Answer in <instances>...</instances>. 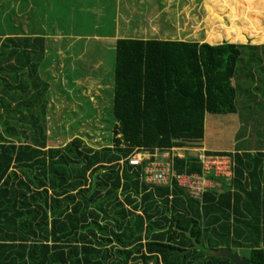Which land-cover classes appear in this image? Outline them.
Masks as SVG:
<instances>
[{
    "label": "trees",
    "instance_id": "1",
    "mask_svg": "<svg viewBox=\"0 0 264 264\" xmlns=\"http://www.w3.org/2000/svg\"><path fill=\"white\" fill-rule=\"evenodd\" d=\"M5 17L0 15V264H232L211 254L220 247L248 249V264H264V145H243L248 124L235 102L244 109L256 91L264 93V44L199 50L191 43L156 42L147 55L136 42H118L112 143L93 148L76 136L47 148L55 135L47 134L49 84L40 74L46 39L40 29L34 36L14 34L21 27L4 24ZM170 43L176 47L165 52ZM244 51L252 68L237 72ZM81 65L74 69L80 72ZM247 78L251 97L240 87ZM142 146L150 152L190 148L182 158L167 159L177 175L203 173L191 151L201 147L228 156L232 174L207 173L220 189L215 185L194 198L174 179L145 182L147 161L127 162Z\"/></svg>",
    "mask_w": 264,
    "mask_h": 264
},
{
    "label": "rangeland",
    "instance_id": "2",
    "mask_svg": "<svg viewBox=\"0 0 264 264\" xmlns=\"http://www.w3.org/2000/svg\"><path fill=\"white\" fill-rule=\"evenodd\" d=\"M7 1L8 0L0 2V15L4 14L6 7L7 10L10 9V4L12 1ZM80 1L82 3L88 4L94 0H50L49 10L46 14V22H48V25L45 22V27H42L44 30L43 35L45 36L57 35L61 34V32L64 34L63 38L56 40V42L53 40L58 39V35L55 38H52L53 40L49 39V43H47V39L45 40V56L40 67V74L43 75L42 81L46 84H49V89L47 91V98H50L48 108L52 105L50 107V111H48L47 114V134L50 136L52 131H54L53 133L55 135L49 137L47 148L50 146L62 147L67 142L72 141L76 136H81L82 139L93 148H98L100 146L112 143L113 132L115 130V126L118 125V122H115L113 115L111 114V108L106 107L108 104L107 99L109 101L112 98V86L105 87L101 94L98 91H100L99 88L101 87L99 84V81L101 80L100 78L102 76L103 78L104 76L110 77L112 73H114L116 65L115 52L117 51L116 49L118 42H136L133 45L136 44L138 48L145 49L147 53H149L147 55L152 54V49L154 47L153 43L156 42L159 44L160 42L191 43L196 44L199 50L202 45H206L207 47L211 48H220L224 45L235 47L236 45L245 43L256 45L264 44V0H200L199 2L193 0V6L190 7V9L187 7V10L184 9L182 14L183 18H180L183 19L182 21L184 22L187 20V24L185 26L179 25L180 27L178 24H172L173 26L175 25L174 29L176 32L174 35H172V38H169L170 40H162L161 38H158L160 34V29L158 27L142 28L141 30L143 32L149 30L150 34L154 36L152 38H138L136 37L137 35H134L136 34L134 32L135 29L128 26L125 27V30L123 29L121 33L114 37L110 36L113 33L112 28H103L96 31L90 26L81 27L77 24L74 26V21L71 23V26H69L70 22L67 20V16L72 13L70 12V7L73 10V3ZM152 1L153 0H149L150 4ZM161 3L162 1L158 0L155 6H162ZM25 5V1L22 0V5L20 7L23 8ZM34 6L36 11L40 13L41 9H44L43 4H41V0H34ZM57 14H60L61 16H57ZM139 16L140 19L143 20L142 15L140 14ZM5 18L6 21L3 22L6 25L8 22H15L14 20L10 19V17ZM21 20L23 21V19ZM31 29L32 28L21 27L19 28L20 31L14 32V34L32 35L33 32H31ZM200 33L202 34L200 35ZM96 35L99 37L108 35L110 37L97 38ZM71 36L74 39V44L72 46L68 45V38H72ZM178 38L184 40H176ZM100 40L102 43H98ZM97 44L101 45V48ZM59 45L61 48H57ZM82 45L87 47L88 52L86 51V58L90 59V62H92L86 65H92L93 67H97L99 65L100 68L98 67L95 72L93 71L97 74L96 77H99L94 79L90 78L89 76H82V78L75 80L74 78L76 76H74L72 80L75 81L71 83L70 79L72 75L70 74V71H67V69H69L72 65L75 66L77 63H82L76 58L79 52L77 49L81 48ZM47 47L49 50H47ZM159 47H164V45L162 44ZM175 47L176 46H174V44L170 43L168 46H166V48H164V50L165 52L172 51ZM177 49L178 48H176V50ZM70 54L72 56H69ZM59 56L64 59H60ZM248 56L249 53L247 51L242 52L241 58L237 62V72L241 70L246 72L248 69L252 68V64L248 63ZM165 57H169V54L167 53ZM86 58L83 56L81 59L86 62ZM167 61L168 59L165 62ZM60 67H63V79H67L66 82L65 80H62L64 83H62L63 85L61 86L62 95L60 92H57L59 89L55 88V85L60 84L58 78V70ZM253 67L257 68L256 66ZM189 73H191L190 70ZM49 76H51L53 79L51 80ZM248 80V78L244 79L240 87L244 88L246 96L251 97V86L250 81ZM114 84L115 81L113 78V87ZM81 85H86L88 92L89 90L95 91L97 95L103 97L104 101L102 99V101L98 99L96 103L92 104L91 102H88V100H84L82 97V105L85 106L86 104L87 107L81 108V106H78L77 101L80 100L81 95L79 91L73 92V90L75 88H79ZM254 95H256L257 98L246 103L244 109L241 108L238 103V101L241 100L236 98L235 101L236 107L240 114V119L244 122L247 121L246 123L248 124L246 127H244L245 130L241 132V137H244L243 145L251 144L250 141L256 143L255 145H264V93L256 91ZM90 96H92V94L88 95V98ZM92 100L95 102V98ZM103 104L106 108L101 114L100 110H102ZM94 106H97L98 108H94ZM88 107L91 109V114H86V117H89L90 115L92 118H94V116H96L97 119L92 120V118H89V121L87 122H85L86 119L79 121L78 118L80 116L78 115L82 114V109L85 113H87ZM64 112L67 113L64 114ZM51 127H53V129H51ZM258 130H262V134L257 133ZM85 135H87L88 138ZM139 149L142 150H137L135 154H141L142 158L145 156L146 159L152 158L151 162L149 163H153L151 167L153 168V175H157L159 173L158 169L167 170L168 163L166 162L165 158L168 156L169 158L174 156L184 157L190 151V148L174 146L161 147L154 148L158 151L153 150L150 152L153 154L151 155L149 152H147L146 147L142 146ZM199 149H202V147ZM148 177H150L149 173ZM148 180H150V178H148ZM215 188L217 190L220 189L218 183L216 184ZM237 251L243 257L247 258L249 255L248 249H237Z\"/></svg>",
    "mask_w": 264,
    "mask_h": 264
},
{
    "label": "crops",
    "instance_id": "3",
    "mask_svg": "<svg viewBox=\"0 0 264 264\" xmlns=\"http://www.w3.org/2000/svg\"><path fill=\"white\" fill-rule=\"evenodd\" d=\"M2 1L4 0H0V2ZM9 1H12V3L10 4V9L7 10V7H6L4 10V14H8L10 19L15 21L14 23H9L11 26L33 28L31 29L32 30L31 32H33L32 34L33 36L38 35L37 30L40 29L42 30L41 32L42 34L40 35H42L45 39H47L48 41L47 43H49V39L51 40L52 38H55L57 35H58V39H54V40L52 39L54 42H56V40L63 38V35H64L63 32L57 35H49V36L43 35V31H44L43 28L45 27L46 23L48 25V22H46L47 21L46 14L49 10L50 0H41V4H43L44 6V9H41V13L37 12L36 9L34 8L35 7L34 0H24L26 5L23 8L20 7L22 5V0H8L7 2ZM157 1L158 0H153L151 4L149 0H101V1L94 0L88 4L82 3L81 1L74 2L73 10L70 7V12L72 13L69 16H67V20L70 22L69 26H71V23L74 21V26L76 24L81 27L90 26L94 28V30L96 31L99 30V27L108 28V27L113 26L114 27L113 33L112 35H110L113 37L117 36V34L121 33V31H123V29L125 30V27L128 26V27L135 29L134 32L136 34L134 35H137L136 37L138 38L151 37L152 38L154 35L152 36L149 30H146L147 32L146 33V32H143L141 29L144 27L145 28L158 27L160 29V34L158 38H161L162 40L163 39L170 40L169 38H172L173 37L172 35H174L176 32V30L174 29L175 25L173 26L172 24H178V26L179 25L185 26L187 24L188 22L187 20L184 22L182 21L183 19H180V18H183L182 14L184 12L183 11L184 9L187 10V7L190 9V7L193 6V0H161L162 1L161 4L163 7L160 5L155 6ZM196 1L199 2L200 0H196ZM140 14L143 17V20L140 19V16H139ZM57 16H61V15L57 14ZM21 19H23V21ZM201 34L202 33H200V35ZM110 36L105 35V36L99 37L96 35L97 38L98 37L99 38H109ZM68 40H69L68 45L72 46L74 44L73 37L72 38L69 37ZM176 40H184V39L178 38ZM98 42L102 43L101 40ZM58 47L61 48L60 45L57 46V48ZM86 51L88 52V49L85 46L81 51L78 52L77 57H76L77 59H79L78 61L82 62L81 68L79 69L80 72H77L74 69L75 67H79L77 66V64H75V66L72 65L69 69H67V71H70V74L72 75L70 79L71 83L74 82L75 80H78L79 78H82V76H89L90 78H94V79L99 77V76L96 77L97 74L94 73L95 70L99 67V65L97 67H93L92 65H88V66L86 65L88 63H92L90 62V59L86 58V54H87ZM69 56H72V55L70 54ZM83 56H85L86 62L81 59ZM59 57L60 59H64L61 56ZM62 69L63 67H60L58 70V78H59V83L61 86L64 84L62 80H65V82L67 80V79H63L64 75H63ZM74 76H76L74 78L75 80H72ZM100 79L101 80L99 81V84L101 85V87L99 88L100 91H98L100 92V94L102 91H104L105 87H108V86L110 87L112 86V91H113L114 89L113 73L110 77L104 76L103 78L102 76ZM56 88L59 89V91L57 92H60V94L62 95L61 87L56 86ZM74 91L80 92V95H81L80 100H78L77 103H78V106H81V108L87 107L86 104L85 106L82 105V101H81L82 97L84 100H88V102H91L92 104L96 103L98 99L103 100V97L100 95H97L95 91L89 90L88 92L86 85H81L79 86V88H75L73 92ZM87 94L88 95L92 94V96L88 98ZM94 98H95V102H93L92 100ZM112 99H113V92H112L111 100L108 101L107 99L108 104L106 106V107L111 108V114H112V104H111ZM50 107H49V110H50ZM106 107H104V104H103L102 110H100L101 114L103 113V110H105ZM94 108H98V107L94 106ZM66 113L67 112H64V114ZM88 113L91 114V109H89V107H88L87 113H85L84 110L82 109V114L78 115L80 116L78 120L80 121V120L86 119L85 122L89 121V118L91 119L92 117L90 115L89 117H86V114ZM93 119H97V117L94 116L92 120ZM115 122L117 121L115 120ZM85 136L87 137V135ZM235 252L239 254L237 250H235ZM239 255L242 256L241 254Z\"/></svg>",
    "mask_w": 264,
    "mask_h": 264
},
{
    "label": "built area",
    "instance_id": "4",
    "mask_svg": "<svg viewBox=\"0 0 264 264\" xmlns=\"http://www.w3.org/2000/svg\"><path fill=\"white\" fill-rule=\"evenodd\" d=\"M154 150L158 151L156 149ZM191 151L194 152V156L201 163V168L203 172L201 175L195 174V173L190 174V175H186V174L177 175L173 170H171L170 164L167 161L169 156L165 158L166 162L168 163L167 170L158 169L159 173L157 175L152 174L153 168L151 167L153 163H149L151 162L152 158L146 159L145 156L142 158L141 154H135L137 151L134 152L127 159V162L129 165L137 166V165H140L143 161H147L144 166L145 182L152 183V184H158V185L159 184L166 185L170 183L172 179H174L176 180L177 185L186 189V191L192 197L199 198L205 189L212 188L216 185L215 182L210 181L209 179L206 178V174L210 172L214 175V177H219V176L230 177L232 174L231 172L232 162L228 156L207 154V151L205 148H202L199 150H191ZM147 152L150 153V151L148 150ZM120 163H122V160L120 161ZM148 173L150 174V177H148ZM148 178H150V180H148Z\"/></svg>",
    "mask_w": 264,
    "mask_h": 264
},
{
    "label": "water",
    "instance_id": "5",
    "mask_svg": "<svg viewBox=\"0 0 264 264\" xmlns=\"http://www.w3.org/2000/svg\"><path fill=\"white\" fill-rule=\"evenodd\" d=\"M187 236L191 239L194 249H199V243L194 237L191 236L190 232H186ZM189 250L182 251V254L187 253ZM211 254L216 258L229 259L232 264H248L246 257L240 256L237 252L229 250L227 247H221L218 250L211 251Z\"/></svg>",
    "mask_w": 264,
    "mask_h": 264
}]
</instances>
